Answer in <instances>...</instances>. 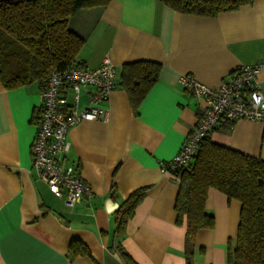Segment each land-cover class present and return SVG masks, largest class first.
<instances>
[{"label":"crops","instance_id":"0c3cea01","mask_svg":"<svg viewBox=\"0 0 264 264\" xmlns=\"http://www.w3.org/2000/svg\"><path fill=\"white\" fill-rule=\"evenodd\" d=\"M68 26L85 39L76 60L97 67L107 57L116 68L107 119L80 121L68 132L66 161L92 195L68 210L38 180L30 148L41 87L6 89L0 82V264H125L118 245L136 264H185L186 225L176 224L174 211L178 177L159 164L178 152L204 102L179 78L191 74L218 86L242 65L261 64L264 92V0L216 16L182 13L159 0H110L79 10ZM137 60L161 69L134 110L120 82L123 65ZM223 121L208 135L212 142L264 159V122L237 119L225 128ZM141 188L144 196L118 236L120 204ZM204 206L214 225L196 233L194 264H227L240 203L210 188ZM74 240L90 256L70 259Z\"/></svg>","mask_w":264,"mask_h":264},{"label":"trees","instance_id":"16d2710c","mask_svg":"<svg viewBox=\"0 0 264 264\" xmlns=\"http://www.w3.org/2000/svg\"><path fill=\"white\" fill-rule=\"evenodd\" d=\"M172 9L201 16H216L254 0H159ZM110 0H0V82L6 89L38 83L44 87L49 73L68 68L85 39L68 26L79 10L102 7ZM161 64L137 60L123 65L121 85L135 110L158 80ZM230 128L233 121H223ZM174 201L175 222L186 225L185 264H194V239L201 229L214 225L206 212L208 191L214 188L240 203L239 223L226 247L227 264H264V159L204 138L191 161L179 170ZM145 193L141 188L123 200L116 213L117 235ZM125 264H136L118 245ZM202 251V249L200 248ZM88 255V248L74 240L68 257Z\"/></svg>","mask_w":264,"mask_h":264},{"label":"built area","instance_id":"2783aa9c","mask_svg":"<svg viewBox=\"0 0 264 264\" xmlns=\"http://www.w3.org/2000/svg\"><path fill=\"white\" fill-rule=\"evenodd\" d=\"M260 69L261 64L242 65L218 86L203 84L191 74L180 76L179 82L204 104L178 152L160 162L162 173L177 176L220 121L264 122V92L257 83ZM115 75V65L107 57L97 67L76 60L66 69L52 70L40 90L38 124L30 148L32 166L38 180L55 197L63 199L68 210L92 195L91 187L75 164L66 161L69 129L80 121L107 119V103L116 86ZM83 96L87 98L82 104Z\"/></svg>","mask_w":264,"mask_h":264},{"label":"rangeland","instance_id":"374dc122","mask_svg":"<svg viewBox=\"0 0 264 264\" xmlns=\"http://www.w3.org/2000/svg\"><path fill=\"white\" fill-rule=\"evenodd\" d=\"M88 9V8H87Z\"/></svg>","mask_w":264,"mask_h":264}]
</instances>
